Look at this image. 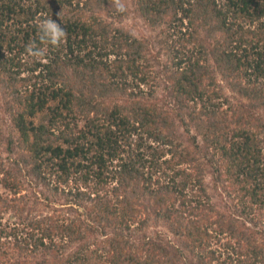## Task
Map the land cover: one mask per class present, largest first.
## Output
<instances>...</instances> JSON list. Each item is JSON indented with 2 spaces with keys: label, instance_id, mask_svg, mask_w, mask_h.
<instances>
[{
  "label": "trees",
  "instance_id": "1",
  "mask_svg": "<svg viewBox=\"0 0 264 264\" xmlns=\"http://www.w3.org/2000/svg\"><path fill=\"white\" fill-rule=\"evenodd\" d=\"M107 1L0 0L14 134L0 157V264H264V0H135L152 27L171 15L201 33L174 63L170 107L142 89V42L101 16ZM46 21L64 31L55 44ZM209 56L248 102L222 108ZM177 123L195 130L190 148ZM150 215L175 238H134Z\"/></svg>",
  "mask_w": 264,
  "mask_h": 264
},
{
  "label": "rangeland",
  "instance_id": "2",
  "mask_svg": "<svg viewBox=\"0 0 264 264\" xmlns=\"http://www.w3.org/2000/svg\"><path fill=\"white\" fill-rule=\"evenodd\" d=\"M118 3L123 4V6H121L123 8V13H121V22L118 21L120 10L116 9V11H112V9L116 7ZM98 8L100 10L99 12L101 16L104 19H106L107 21H111L115 26L117 24L118 27H123L124 30L130 32L132 36L138 38L142 42V58H144V62L150 66L152 75V82L146 88L142 86V89L145 92L152 91V97L150 98L151 102L163 107H170V105L174 103L170 91L172 87V72L176 67L174 66V63L175 61H177V59L189 53L187 52L189 49L192 50L195 45H198V43L201 42L199 39L201 33H199L198 31L195 33V26H189L186 19H184L183 22H178L176 20L171 21V15H166V17L158 27H152L141 15L140 11L137 8L135 0H109L105 4L101 2ZM217 38L218 36L215 37V40ZM204 41L206 42V44H208V47H211L210 43L213 44V37L205 38ZM177 51L180 54H178ZM217 65L218 64L213 62L212 58L209 56V68H206V72H209L210 75L215 79V82L217 83L216 89H220V91L222 92L223 96L220 99H223L224 97L227 99V101H224L225 103L223 104L222 108H226L227 105H237L239 103L248 102L249 100H247L246 97H243L238 93V87L230 83V79L225 80L222 77ZM204 79H206V77H204ZM8 98L9 96L7 95V93H5V90L0 89V130L2 133L0 157H5L7 154L5 148L7 136L9 134L14 135L11 129V113L7 104ZM256 111L264 121V108H257ZM177 131L179 142L184 144L185 147L190 148V136L195 132V130L193 129L190 132H186L185 127L180 126L179 123H177ZM211 175V171L207 169L205 174V184L207 191L211 196V200L216 204L218 208H222L224 209L223 211L228 212L229 199L227 198L226 193L221 190V188L213 186V179ZM28 185L31 186V183ZM2 192H4V190L0 186V193ZM27 193L29 192L27 191L26 194ZM38 209L43 210L42 206H39ZM63 209H66V207H64ZM71 213L75 215L76 212L74 211V209H71ZM34 214H36V212ZM7 217L8 214L3 217L1 224ZM9 221L10 223H12L13 219H9ZM164 232L169 237H171V239L175 238L174 236L169 234L163 220L150 215L147 219L146 225H144L141 230L136 229L133 235L134 238H139L143 234H145L147 237L155 238L156 234H162ZM103 233H96L97 239L102 238ZM168 236H165V238L168 239ZM67 245V248L72 250V244ZM73 245L75 247V244Z\"/></svg>",
  "mask_w": 264,
  "mask_h": 264
},
{
  "label": "clouds",
  "instance_id": "3",
  "mask_svg": "<svg viewBox=\"0 0 264 264\" xmlns=\"http://www.w3.org/2000/svg\"><path fill=\"white\" fill-rule=\"evenodd\" d=\"M43 27L46 29L47 34L51 35L53 40L52 42L55 44L57 43L58 39L60 37L64 36V31L59 27L58 24H56L53 21H46L43 25Z\"/></svg>",
  "mask_w": 264,
  "mask_h": 264
}]
</instances>
